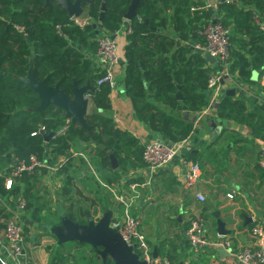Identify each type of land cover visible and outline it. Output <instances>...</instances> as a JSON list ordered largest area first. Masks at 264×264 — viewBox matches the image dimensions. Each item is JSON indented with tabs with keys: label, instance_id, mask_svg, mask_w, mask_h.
Returning a JSON list of instances; mask_svg holds the SVG:
<instances>
[{
	"label": "trees",
	"instance_id": "16d2710c",
	"mask_svg": "<svg viewBox=\"0 0 264 264\" xmlns=\"http://www.w3.org/2000/svg\"><path fill=\"white\" fill-rule=\"evenodd\" d=\"M132 1L91 0L83 8L93 22L81 28L70 20L68 13L55 0L49 3L48 0H0L1 195L9 193L4 183L16 160L36 155L56 165L57 159L68 156L74 144L78 143L95 146L101 170L112 171L111 154L124 169L133 165L132 157L145 164L144 146L131 134L116 130L110 116L113 90L109 85L95 87L103 73L91 56L97 53V41L103 32L113 34L124 26V17ZM104 2L106 11L100 23ZM199 5L195 0H140L137 15L129 24L130 33L124 50L125 79L122 83L125 95L132 104L135 118L170 144L187 141L194 132V119H183L180 115L199 114L209 105L208 81L214 72L194 46L205 42L199 33L204 30V20L210 19L208 15L203 17L205 14L192 13L191 9ZM219 8L225 15V26L236 25L238 31L250 37L253 45L264 41V33L254 23V11L264 13V0L223 2ZM147 20L149 24L145 23ZM95 24L102 25V34L94 28ZM57 26H61V34ZM254 50L264 52L258 46ZM231 61L230 74H238L243 83H255L251 77L254 64L234 53ZM32 62L38 81L44 80L51 87L59 84L67 94L71 92L73 80L80 87L88 82L93 85L91 100L95 111L87 117L93 135L77 124H68L63 111L56 107H48L42 114L35 111L40 106L37 93L17 80L28 75ZM178 92L181 93V100L177 98ZM241 105L231 99L222 101L217 106L219 117L242 121L238 116ZM41 129L56 136L48 143L41 133L32 136ZM186 157L191 159V155ZM60 170L68 175L66 188L71 186L70 166ZM31 178L33 176L26 175L21 181L30 186ZM119 180V170L112 176H104L108 185ZM26 194L23 197L29 199ZM30 207L28 204L26 210ZM189 227L190 223L186 230ZM24 231L25 237L28 236L26 226ZM75 244L82 248L86 246ZM91 254H94L93 249ZM83 259L75 257L73 264H83ZM59 263L65 264V260ZM88 263L92 261L88 260Z\"/></svg>",
	"mask_w": 264,
	"mask_h": 264
},
{
	"label": "crops",
	"instance_id": "0c3cea01",
	"mask_svg": "<svg viewBox=\"0 0 264 264\" xmlns=\"http://www.w3.org/2000/svg\"><path fill=\"white\" fill-rule=\"evenodd\" d=\"M195 1L200 5L193 7L195 11L192 13L198 12L201 16L205 14L203 17L208 15L210 19L204 20V30L199 33L205 39L204 32L210 22H224V12H220L219 8L224 0ZM255 25L259 27L257 23ZM228 26L232 27L231 59L233 53L239 54L254 64L251 77L255 83L241 82L238 74H230L220 62L215 65L208 64L214 74L224 75L221 93L224 89H234L235 94L227 96L222 93L216 99L209 92L207 108L210 111L203 115L200 121L198 119L201 113L180 115L183 119H194V132L187 140L181 157L171 166L161 171H152L132 157L133 165L124 169L119 164V181L103 185L101 180L103 181L104 176H112L117 170H101L95 146L78 143L74 144L68 156L59 157L56 165L49 163L48 168L37 170L30 180V186L22 181L15 182L9 193L0 194V223L3 224L4 217L18 215L16 198L25 196V193L29 197L25 198L31 207L20 214V219L28 229L24 249L31 264H60L62 259L65 264H73L75 257L88 258L97 263V257L91 254L92 248L87 245L82 248L75 243H69L73 244V250L65 253V246L58 245L57 239L50 233V226L59 223L64 215L76 223L98 221L108 210L113 212L114 217L116 211H120L114 193L129 192L134 183L140 185L139 191L143 197L134 208L133 214L141 219L140 231L145 235L153 253L157 248L159 256L167 257L175 264H236L233 256L220 255V249L211 244L218 240L229 241L234 254L244 248L254 247V240L249 231L255 222L264 223V170L259 164V153L264 144L261 140L264 137V52L256 51L254 47L258 46L264 50V41L253 45L250 37L243 31H238L236 25ZM259 29L264 33V28ZM129 33V26H123L115 33L116 40L121 39L122 43L120 65L114 75L116 88L110 95V116L116 130L131 134L145 146L152 141L163 139L154 135L145 124L135 118L132 104L125 95L122 84L126 70L124 50ZM91 56L93 58L94 54ZM260 63L262 66H255ZM231 64L230 60L229 65ZM226 99L242 104L238 115L242 121L219 117L217 106ZM94 111L92 105L91 113ZM87 151L93 154L92 166L96 173L100 174L99 179L89 175L81 176L82 168L87 169V164L91 162L85 164L88 160ZM190 155L191 159L186 157ZM182 158L197 162L201 166L203 183L199 191L206 197L204 204L197 201L193 191H186L184 188L185 169L181 163ZM68 165L73 182L66 188L68 175L60 169ZM228 195L234 196L230 199ZM84 206H87L86 210L83 209ZM194 207H199L204 212L207 225L205 238L208 246L205 252L198 256L187 246L185 236ZM215 213L220 215L226 223V228L231 231L227 237L218 235ZM4 245L2 226L0 254L4 253Z\"/></svg>",
	"mask_w": 264,
	"mask_h": 264
},
{
	"label": "built area",
	"instance_id": "2783aa9c",
	"mask_svg": "<svg viewBox=\"0 0 264 264\" xmlns=\"http://www.w3.org/2000/svg\"><path fill=\"white\" fill-rule=\"evenodd\" d=\"M235 0H224L226 3H233ZM192 11H195L192 8ZM84 15V14H83ZM81 17H71L70 20L81 28H85L93 22L90 17L84 15ZM254 22L259 27L264 28V13L255 12ZM61 26H57L58 32L61 34ZM205 42L194 46L197 52L202 55L209 53L222 64L224 70L229 71L232 48V27L225 26L221 21L216 23L210 22L204 32ZM98 50L94 56V60L98 69L103 76L96 82V88L103 85H109L112 90L116 88L115 71L120 65L119 48L116 39H113L110 33L103 32L98 38ZM224 75L214 74L208 81V89L214 98H218L222 93L221 80ZM91 98V95H90ZM209 109L201 112L200 121L203 115L209 113ZM69 124V122H67ZM67 128V127H66ZM37 133L32 134L33 137ZM187 141L170 144L165 141H152L144 146L143 161L152 171H161L171 166L177 158L181 157L185 149ZM182 166L185 169L184 188L186 191H193L195 198L200 204L206 202L205 195L199 191L203 183L201 166L197 162H190L188 159H181ZM259 164L264 170V144L261 146L259 153ZM49 167L48 160H41L36 155H31L26 160H16L15 165L5 180V189L11 191L15 182L22 180L24 176H34L37 170ZM139 184H132L129 192L120 191L114 193L119 210L112 218L111 227L118 230L125 242L129 246L134 247V251L140 255V260L146 264H175L167 257L153 256V250L149 245L145 235L140 231L141 219L133 214L134 208L141 201L142 193L139 191ZM234 195H228L230 199ZM17 199V216L5 219L3 224L4 233V253L0 254V264H31V261L24 249L25 231L24 223L20 219V214L27 211V201L23 197ZM206 219L201 208L194 207L191 211L190 227L186 230L185 236L191 252L198 256L203 254L208 246L205 238ZM249 234L254 240L253 248H244L237 253H233L231 243L229 241H216L211 244L217 249H225L230 252L236 260V264H264V223L255 222Z\"/></svg>",
	"mask_w": 264,
	"mask_h": 264
},
{
	"label": "water",
	"instance_id": "95a60500",
	"mask_svg": "<svg viewBox=\"0 0 264 264\" xmlns=\"http://www.w3.org/2000/svg\"><path fill=\"white\" fill-rule=\"evenodd\" d=\"M53 0H48V3ZM58 5L62 7V10L68 13L71 17H81L84 14L83 6L89 4L91 0H55ZM140 0H133L128 8V11L124 17V26L128 27L130 22L137 15V7ZM106 11V3H103L102 14L100 17V23L103 21L104 12ZM214 21L213 23H216ZM149 24L147 20L145 22ZM95 29L102 34V25L95 24ZM153 30H156L153 28ZM113 39H116L115 33L111 34ZM204 59L209 65L217 64L218 60L212 57L209 53L203 55ZM19 82L26 84L32 90H34L40 101V106L35 109L36 112L43 113L48 107H56L62 110L64 113L65 121L71 124H77L82 129H85L90 135H93L92 128L88 125L87 117L90 115L89 110L93 103L90 95L94 92L93 85L88 82L86 86L80 87L76 80H73L71 92L67 94L62 90L59 84L55 86H47L45 81H38L35 77L34 62L31 63L28 75L26 77L18 78ZM221 84L224 85V80H221ZM234 89L223 90L222 93L227 96H234ZM208 93V92H207ZM177 98L182 99L181 93H177ZM44 135L46 142H50L56 134ZM264 141V137L261 138ZM111 166L114 170L119 167L116 157L110 155ZM217 218V232L220 237H227L231 234V231L226 228V223L222 221L219 214H214ZM113 218V212L108 210L105 212L102 218L98 221L90 220L88 223L81 225L72 221L67 216H62L60 224L50 227V233L57 239L58 245L62 246L69 243H77L80 245H87L94 250V254L98 259L95 263L92 261L90 264H146L140 260V255L134 251L133 246H129L123 237L120 235L117 229L111 227ZM252 221V219H250ZM3 223H0V228ZM222 256H231L230 252L225 249L219 250ZM153 256L157 258L158 252L155 248Z\"/></svg>",
	"mask_w": 264,
	"mask_h": 264
},
{
	"label": "rangeland",
	"instance_id": "374dc122",
	"mask_svg": "<svg viewBox=\"0 0 264 264\" xmlns=\"http://www.w3.org/2000/svg\"><path fill=\"white\" fill-rule=\"evenodd\" d=\"M85 14V13H84ZM86 15V14H85ZM82 20H84L85 19V16L84 15H82ZM119 39V38H118ZM116 42H117V44L119 45L118 46V48H119V55H120V49H121V43H122V40L121 39H119L118 41L116 40ZM92 112V107L90 108V110H89V114ZM88 153H89V155H88ZM87 157H88V160L86 161V163L85 164H87V163H89V161H91V159H93V154L91 153V151H87ZM93 164H92V161L89 163V164H87V169H88V171H87V169L85 168V169H83L82 168V177H87V175H89V176H91V177H95V178H97V179H99L100 178V174H98V173H96V170L93 168V166H92ZM83 167V166H82ZM101 180V179H100ZM101 182H102V184L104 185V183H106L105 181H104V179H103V181L101 180ZM104 193H105V191H104ZM85 205V204H84ZM87 206H84V208L83 209H87L86 208ZM150 206H148V209H150L149 208ZM81 209V208H80ZM83 209H81V210H83ZM62 210H60V212H61ZM118 213V211H116V214ZM56 215V214H55ZM59 215H61V213H59ZM22 220V219H21ZM50 224V223H49ZM58 223H53L50 227H52V226H56ZM158 226H160L159 224H157ZM165 226V225H164ZM71 245H73V244H71ZM71 245H69V244H66V246H65V248L63 249V251L66 253H68V252H71L72 250H73V247L74 246H71ZM88 260L89 259H87V258H84L83 259V264H89L88 263ZM94 262V261H93Z\"/></svg>",
	"mask_w": 264,
	"mask_h": 264
},
{
	"label": "flooded vegetation",
	"instance_id": "af4514ba",
	"mask_svg": "<svg viewBox=\"0 0 264 264\" xmlns=\"http://www.w3.org/2000/svg\"><path fill=\"white\" fill-rule=\"evenodd\" d=\"M84 13H85V10H84Z\"/></svg>",
	"mask_w": 264,
	"mask_h": 264
}]
</instances>
